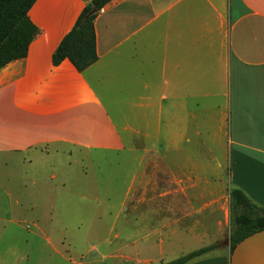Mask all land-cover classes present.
I'll list each match as a JSON object with an SVG mask.
<instances>
[{"label": "crops", "instance_id": "1", "mask_svg": "<svg viewBox=\"0 0 264 264\" xmlns=\"http://www.w3.org/2000/svg\"><path fill=\"white\" fill-rule=\"evenodd\" d=\"M91 1L37 0L29 10L28 52L0 69V158L22 165L24 187H63L74 155L101 151L135 165L130 190L147 171L160 177L177 197L134 198L171 207L155 217L161 229L130 228L135 264L220 243L222 198L190 195L228 188V221L231 188L264 208V0H112L94 20L96 62L83 72L68 60L53 66ZM217 158H228V182ZM186 264H264V231Z\"/></svg>", "mask_w": 264, "mask_h": 264}, {"label": "rangeland", "instance_id": "2", "mask_svg": "<svg viewBox=\"0 0 264 264\" xmlns=\"http://www.w3.org/2000/svg\"><path fill=\"white\" fill-rule=\"evenodd\" d=\"M118 155L102 151L74 155L63 187L59 179L55 187H24L17 178L22 165L0 158V264H135L129 248L130 228L161 229L164 222L155 217L162 208L171 213V207L152 202L135 205L134 198L159 200L177 194L164 188L167 184H161L160 177L158 182L151 179L149 171L148 182L140 190H130L135 165ZM216 161L219 166L227 164L222 172L228 182V158ZM52 163L59 166V159L53 158ZM216 194L222 198L227 219L226 239L220 246H227L232 227L228 188L196 191L190 196ZM153 249L150 256L157 258V248ZM65 253L66 260L61 256Z\"/></svg>", "mask_w": 264, "mask_h": 264}, {"label": "trees", "instance_id": "3", "mask_svg": "<svg viewBox=\"0 0 264 264\" xmlns=\"http://www.w3.org/2000/svg\"><path fill=\"white\" fill-rule=\"evenodd\" d=\"M37 0H0V69L22 59L36 33L28 12ZM112 0H92L79 14L72 29L62 38L51 61L58 66L68 60L78 72L96 62L94 20ZM232 227L228 247L232 252L250 236L264 231V208L254 204L241 190H229ZM220 243L192 251L173 261L161 264H186L217 248Z\"/></svg>", "mask_w": 264, "mask_h": 264}, {"label": "water", "instance_id": "4", "mask_svg": "<svg viewBox=\"0 0 264 264\" xmlns=\"http://www.w3.org/2000/svg\"><path fill=\"white\" fill-rule=\"evenodd\" d=\"M228 241V240H227Z\"/></svg>", "mask_w": 264, "mask_h": 264}]
</instances>
